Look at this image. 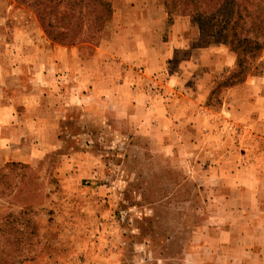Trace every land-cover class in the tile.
<instances>
[{"label":"rangeland","instance_id":"rangeland-1","mask_svg":"<svg viewBox=\"0 0 264 264\" xmlns=\"http://www.w3.org/2000/svg\"><path fill=\"white\" fill-rule=\"evenodd\" d=\"M109 1L113 13V1L119 11L126 7V0ZM113 13L100 32L94 18L84 29L76 18L59 43L29 2L0 0V48L27 31L29 48L40 42L45 50L69 47L77 54L72 73L63 69L49 86L51 101L69 115L57 150L38 165L0 169V264L39 258L48 264H218L241 255L226 240L264 230V73L226 86L236 54L227 44L206 45L189 15L179 14L174 20L190 19L185 36L193 46L213 50L187 54L188 72L168 63L176 76L152 74L109 46L103 61L111 84L126 88L114 96L103 90L104 102L95 101L96 85L81 83L100 74L95 59L103 37L112 40L105 31ZM130 19L115 23L120 37ZM170 26L167 20V32ZM67 87L75 102L69 112Z\"/></svg>","mask_w":264,"mask_h":264},{"label":"crops","instance_id":"crops-1","mask_svg":"<svg viewBox=\"0 0 264 264\" xmlns=\"http://www.w3.org/2000/svg\"><path fill=\"white\" fill-rule=\"evenodd\" d=\"M125 3L124 10L119 11L113 1V20L110 28L105 31H110L108 34L112 36V40L108 42V36H105L99 46V58L95 59L99 66L97 70L100 72L96 76L97 80L81 83L84 89L88 84L96 85L93 90L91 88L95 101L99 98L100 102H104L103 90H109L114 96L117 89L126 88L125 85L111 84L113 77L109 73L107 63L103 61V55L109 52L110 47L123 56V59L145 65L152 74L174 73L176 76L177 72L169 71L168 63L174 61L178 63L180 72H188L186 65L189 62L185 60L187 54L203 55L206 51L213 50L194 47L192 40L185 36L192 27L190 19L186 16L175 18L167 32L168 13L162 3L152 0H126ZM128 17H131L130 30H127L128 34L120 37L116 33L118 28L116 29L115 23L120 18ZM122 39L126 40L123 44ZM32 42L31 34L22 31L17 32L15 45L11 43L8 48H0V169L10 163L38 165L46 153L59 147L61 123L69 118L68 114L63 115L60 102L57 103L55 98V101H51L49 86H53V77L63 69L67 68L72 73V69L76 68V51L69 47L45 50L40 42L36 43L34 48H29ZM120 45L121 52L118 51L121 49ZM128 48L129 52H126ZM67 88V98L71 96L68 102L69 112V108L74 109L72 104L75 102L73 94L70 93L69 87ZM126 106L130 105L126 103ZM259 231H256L257 234L264 233L263 228ZM257 234L252 230L245 231L244 240H226L225 244L236 248L241 255L224 256L223 261L218 264H253L251 256L258 258L259 264H264V236L259 238L262 235ZM259 249L263 252H259ZM47 260L39 258L20 264H48Z\"/></svg>","mask_w":264,"mask_h":264},{"label":"trees","instance_id":"trees-1","mask_svg":"<svg viewBox=\"0 0 264 264\" xmlns=\"http://www.w3.org/2000/svg\"><path fill=\"white\" fill-rule=\"evenodd\" d=\"M19 1L29 2L36 9L46 34L59 43L65 42L59 39V33L67 30L66 25L71 26L76 18L80 19L81 29L90 27L91 18H94V25L100 32L113 13L109 0ZM165 7L168 24L174 22L176 15H189L206 45L227 44L236 54V67L224 82L226 86L264 73V0H165ZM101 10L106 15L101 14ZM8 217L5 218L7 223ZM2 232L6 236L9 230L3 227Z\"/></svg>","mask_w":264,"mask_h":264}]
</instances>
